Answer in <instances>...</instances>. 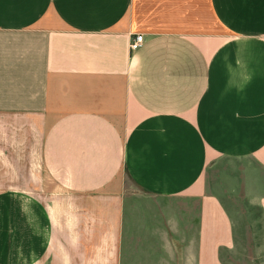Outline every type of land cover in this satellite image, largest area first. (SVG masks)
I'll list each match as a JSON object with an SVG mask.
<instances>
[{
  "label": "crops",
  "instance_id": "0c3cea01",
  "mask_svg": "<svg viewBox=\"0 0 264 264\" xmlns=\"http://www.w3.org/2000/svg\"><path fill=\"white\" fill-rule=\"evenodd\" d=\"M223 161L264 219V0H0V264H224Z\"/></svg>",
  "mask_w": 264,
  "mask_h": 264
},
{
  "label": "rangeland",
  "instance_id": "374dc122",
  "mask_svg": "<svg viewBox=\"0 0 264 264\" xmlns=\"http://www.w3.org/2000/svg\"><path fill=\"white\" fill-rule=\"evenodd\" d=\"M239 161H223L209 174V187L227 210L234 227L235 246L221 253L224 264H264V219L249 197V175ZM248 182V183H247Z\"/></svg>",
  "mask_w": 264,
  "mask_h": 264
},
{
  "label": "built area",
  "instance_id": "2783aa9c",
  "mask_svg": "<svg viewBox=\"0 0 264 264\" xmlns=\"http://www.w3.org/2000/svg\"><path fill=\"white\" fill-rule=\"evenodd\" d=\"M144 41V36L141 33H135L131 36L130 42H129V47L131 50H136L138 49Z\"/></svg>",
  "mask_w": 264,
  "mask_h": 264
}]
</instances>
